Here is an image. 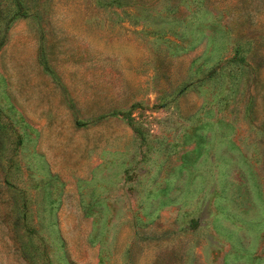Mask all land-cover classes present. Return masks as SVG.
I'll use <instances>...</instances> for the list:
<instances>
[{"label":"rangeland","instance_id":"obj_1","mask_svg":"<svg viewBox=\"0 0 264 264\" xmlns=\"http://www.w3.org/2000/svg\"><path fill=\"white\" fill-rule=\"evenodd\" d=\"M0 264H264V0H0Z\"/></svg>","mask_w":264,"mask_h":264}]
</instances>
